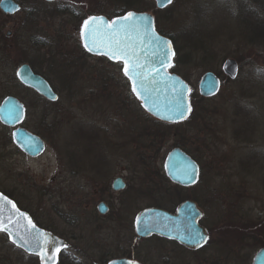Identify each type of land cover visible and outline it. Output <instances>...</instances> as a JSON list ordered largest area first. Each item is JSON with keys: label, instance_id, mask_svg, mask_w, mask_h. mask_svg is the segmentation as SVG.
I'll use <instances>...</instances> for the list:
<instances>
[{"label": "rangeland", "instance_id": "obj_1", "mask_svg": "<svg viewBox=\"0 0 264 264\" xmlns=\"http://www.w3.org/2000/svg\"><path fill=\"white\" fill-rule=\"evenodd\" d=\"M61 1L79 8L81 20L90 13L109 19L130 10L152 13L158 30L176 41L172 71L189 84L192 102L184 121L165 123L174 126L155 124L164 122L142 108L122 72V64L84 52L79 28L74 31L57 17L49 18L47 61L45 45L33 43L27 35L17 43L4 44L2 48L0 45V102L7 95L20 98L27 107L21 125L45 142L44 152L30 157L13 142V127L0 122V191L21 209L38 211L42 224H51L59 233L69 236L72 246L67 254L89 264L76 249H84L95 258V244H110L113 239L110 228L96 233L94 226L82 219L83 203L88 199H82L87 194L79 188L81 174L88 179H100L101 175L102 179L111 180L115 174H121L126 151L133 152L136 171L145 170L134 154L143 144L148 146L149 136H167L156 158L158 167L162 168L168 151L182 143L201 168L199 182L193 189L166 193L169 195L163 197L165 207L179 195L190 194L199 198L202 208L206 207L208 187L222 181L227 160L242 158L248 148L260 149L264 173V43L253 36L261 0H172L163 9H158L154 0ZM14 17L5 18L4 32L15 21ZM58 27L59 37L55 32ZM33 57L38 72L58 94L56 102L36 98L18 85L16 68ZM228 57L239 64L235 79L223 73L222 64ZM206 71L214 72L222 80L218 93L211 98L198 92L199 79ZM88 165L107 167L96 173ZM80 166L83 172L78 171ZM160 190L154 192L155 198L160 197ZM114 201L117 203V199ZM144 205L139 200L137 206ZM156 244L150 242L149 247ZM256 250L240 252L241 257L230 264H252ZM154 255L151 249V258ZM35 260L0 233V264H32Z\"/></svg>", "mask_w": 264, "mask_h": 264}, {"label": "flooded vegetation", "instance_id": "obj_2", "mask_svg": "<svg viewBox=\"0 0 264 264\" xmlns=\"http://www.w3.org/2000/svg\"><path fill=\"white\" fill-rule=\"evenodd\" d=\"M13 1L18 6L14 13L4 12L0 8L1 48L4 44L6 46L9 43H17L22 36L27 35L33 43L45 45V61L49 60V18H60L62 23L68 24L74 31L79 28L80 33L81 26L87 17L100 15L90 13L87 16H83L81 20V10L67 3V1L62 2L61 0ZM12 17H14L15 21L8 24L10 28L4 32V27H6L5 18ZM76 23H80L78 27H75ZM59 30H61L60 27L55 31L57 37H59V33L61 34ZM82 49L84 50L83 46ZM40 58L43 57L40 56ZM33 59L34 57L32 60L27 59L19 66L27 64L33 73L39 74L47 80L43 74L38 72L40 70L37 69ZM16 79L20 87L32 92L36 98L41 96L48 100L33 88L22 84L17 75ZM47 81L49 82V80ZM16 98L24 106L25 119L27 107L20 98ZM22 123L18 126L23 127ZM24 141L27 145L31 143L28 138ZM18 149L30 157L37 156L30 152H25L19 147ZM259 150L257 148H248L246 149L248 153L244 154L242 158L238 160L229 158L227 160L222 174V181L217 184L212 182L208 187L207 205L203 208L197 201L199 198L195 194H190L186 197L179 195L167 207L152 204L149 179L143 172L137 171L138 173L135 174L138 167H135V164L132 163V151H126L125 157L122 158L125 162L120 168L121 174H115L111 180L108 178L102 179L101 175L100 179H88L85 178L84 174H81V179L78 182L81 187H79L80 185L78 187L81 189L80 191L83 189V193L87 194V196L82 195V199H88L83 203L82 219L88 225H93L96 233L110 228L113 239L110 244H95V258L84 249L76 250L82 258L88 260L89 264H109L115 260L124 259L138 264H230L234 259L237 260L238 257H241L240 252L257 249L252 257L253 264V259L257 252L264 250V173L261 172L263 166L260 158L261 151ZM113 151L114 149L112 148L111 156ZM116 151L117 149H115ZM141 153H143L142 148H138L134 155ZM88 166V168L94 169L96 173H102V170L107 167V165L100 167L95 165ZM142 166V169L146 170L148 165L145 163ZM81 168L82 166L79 167L78 171L83 172ZM74 175L79 176L80 174L74 173ZM199 175H201V169ZM117 178L121 179L122 187L115 189L113 185ZM168 181L172 186L177 187L179 191L187 188L193 189L199 182L198 180L194 185L182 186L171 182L169 179ZM85 186L86 189L84 188ZM117 194L120 195L115 198L114 196ZM114 199H117V203ZM139 200L144 201L145 205L142 207L137 206ZM187 200L193 201L201 211V216L197 221L204 229L207 241L200 246L186 245L177 239H169L158 234L141 236L136 232L135 219L142 210L150 207H161L170 212H175ZM100 204H103L104 212L99 210ZM29 213L39 226L49 228V231L67 242V248L60 252L57 264H84L82 259L66 253L68 247L72 246L69 243V236L59 233L51 224L44 225L41 222L40 224L38 211L33 213L29 210ZM205 213H207L206 222L204 219ZM150 242H156L157 244L149 247L151 246ZM151 249L155 252L152 258L150 256ZM35 259L32 264H40L38 258L35 257Z\"/></svg>", "mask_w": 264, "mask_h": 264}, {"label": "water", "instance_id": "obj_3", "mask_svg": "<svg viewBox=\"0 0 264 264\" xmlns=\"http://www.w3.org/2000/svg\"><path fill=\"white\" fill-rule=\"evenodd\" d=\"M154 1L156 3L157 8L160 9L165 8L166 6L169 5V4H162L161 0H154ZM0 8L4 12L14 13L17 10L18 6L14 3L13 0H0ZM128 12H133L138 16H147L152 22V29L156 32L158 36L162 38V40L169 42L171 44V52L174 53V55H170V58L168 59V61L165 63L164 66H160L156 62V58L152 55V52L155 50V46L148 49L145 63L147 64L148 67L160 68V71L156 74L157 80L159 82L156 85L152 86L154 88V91L152 92V97L155 100V105H153L151 101L149 102L148 105H145L144 101L141 98H138L134 93L133 94L141 102V106L143 107V109L157 120L167 123L181 122L188 117L190 112L185 113L186 118L184 119L176 118L173 115L172 111H170L172 105L169 104V98L172 96L171 87L173 84H175V87L177 88H181L182 86L183 103L186 106L190 107V101H189L190 91H188L190 90V86L178 74L174 72H170V69L174 63L175 50L171 39L167 36L160 34L156 30L154 23V16L146 11L136 12L132 10L127 11L122 15H118L112 18L111 20H109L104 15H92V16L103 17L106 22L110 23L112 20L118 19L126 15ZM88 18H86L85 20H87ZM83 25L84 22L81 26L80 34ZM81 41L83 48L86 52L96 56H104V55H98L95 52H89L84 47V41L82 37H81ZM104 57L110 60L107 56ZM110 61L119 62L113 60ZM222 69L224 74L228 76L230 79L236 78L238 74V64L236 60L233 58H226L222 64ZM122 72H123V63H122ZM165 74L167 76V79H165ZM16 75L21 83H23L25 86L33 88L48 100L56 101L58 99L57 93L52 89L48 81L45 78H43L41 75L33 73V71L30 69V67L27 64H22L21 66H19L18 70L16 71ZM128 81L132 89V83L130 80ZM213 82H216L215 88H213L212 86ZM220 87H221V80L212 71L204 72L198 82V92L203 97H212L216 95ZM53 97H55V99H53ZM24 116H25L24 106L22 102H20L16 97L9 95L2 100L0 104V122L2 124L7 126H16L23 121ZM166 117H172V118L168 119ZM12 137H13V141L25 152L28 153L30 152L34 155H39L44 151L45 145L43 140L38 135L31 133L25 128L17 127L15 130H13ZM26 138H28V140L30 139L32 144L30 143L27 145L24 141ZM163 167L170 181L182 186H190L195 184L199 177V166L197 162L188 153H186L184 150H182L179 147H173L168 151L164 159ZM185 170H187V174L185 173ZM120 181H121L120 178H117L114 181L113 187L115 189L122 187ZM0 195L7 197L2 192H0ZM7 198L10 199L9 197ZM10 200L16 205V208L19 210V212L24 213L25 216L32 221V224L35 225V229H31L32 236L36 237V240L33 241L34 244H38V245L42 244L43 237L40 236V233L47 234L49 238V243L47 245L48 255L53 254V249L51 245L52 238H54L57 241H62L63 244H67V242L63 238L55 235L49 230H46L36 225L27 211L21 210L17 206L15 201H13L12 199ZM0 203H3V201H0ZM10 209H11V205H7L5 208V216L8 215ZM99 210L101 212L105 211L103 204L99 205ZM200 216H201V211L199 210V208L196 206V204L193 201H189V200L183 202L176 209L175 212H170L161 207H150L142 210L137 215L135 219V229L136 232L141 236L158 234L169 239H177L186 245L200 246L201 244L204 243L203 241L201 242V244L196 245L193 241H191L188 238L189 230H199L202 234L206 235L204 229L199 225L197 221ZM138 218H139V223H137ZM9 226L12 227L13 229L12 236L10 237L7 233L3 232L8 236L9 241L12 242L13 240H16L17 243L12 242L16 247L23 249L28 254H34L38 256L39 263L42 264L41 255H43L44 253L41 252L37 254L36 250L30 251L29 250L30 246L24 245L23 241H20L19 236L15 234L17 231H19L21 234H25V230L30 228V225H28V220L21 217L19 218L17 224L9 225ZM63 249L64 248L61 247L59 253L57 254V261L59 254ZM109 264H138V263L124 259V260H115L113 262H110ZM253 264H264L263 249L257 252V254L255 255L253 259Z\"/></svg>", "mask_w": 264, "mask_h": 264}, {"label": "snow or ice", "instance_id": "obj_4", "mask_svg": "<svg viewBox=\"0 0 264 264\" xmlns=\"http://www.w3.org/2000/svg\"><path fill=\"white\" fill-rule=\"evenodd\" d=\"M161 3L171 4L172 0H161ZM81 37L85 49L89 52H95L98 55L107 56L110 60L122 62L123 73L131 81L133 93L141 98L145 105H148L150 101L155 105V100L152 97L154 91L152 86L159 82L156 74L160 68H151L145 63L148 49L155 46L152 55L160 66H164L170 55H174V53L171 52V44L162 40L152 29V22L147 16H138L133 12H128L110 23L106 22L103 17L92 16L84 21ZM165 79H167L166 74ZM212 86L215 88L216 82H213ZM171 91L172 96L169 98V104L172 105V108L170 111L176 118H186L185 113L190 112L191 108L183 103L182 86L177 88L173 84ZM166 118L171 119L172 117ZM185 173L187 174V170ZM0 201H3L0 203V231L11 237L13 229L9 225L17 224L21 217L28 220L30 228L25 230V234H21L19 231L15 234L19 236L24 245L30 246V251L36 250L37 254L44 253L41 255L42 264H57V254L61 247L67 248V245L52 238L53 254L48 255L49 238L47 234L40 233V236L43 237L42 244H34L33 241L36 240V237L32 236L31 229H35V225L32 224V221L24 213L19 212L16 205L7 197L0 195ZM7 205H11V209L5 216ZM137 223H139V218ZM188 238L196 245L201 244L202 241H207V236L199 230H189ZM12 242L17 243L16 240Z\"/></svg>", "mask_w": 264, "mask_h": 264}, {"label": "trees", "instance_id": "obj_5", "mask_svg": "<svg viewBox=\"0 0 264 264\" xmlns=\"http://www.w3.org/2000/svg\"><path fill=\"white\" fill-rule=\"evenodd\" d=\"M259 6H260V11H259L257 19H255L256 22H255V28L253 31V36L256 37L257 39H260L264 43V0H261ZM156 27H158L157 24H156ZM158 31L160 33H162L160 30H158ZM162 34H164V33H162ZM170 39L173 42L174 48L176 50L177 45H176L175 39H173L172 37H170ZM149 119H152V118L149 117ZM150 121L153 122L152 120H150ZM155 122H154L155 124L160 125V126L161 125L162 126L163 125L174 126V124L159 123L157 121H155ZM154 135L155 136H152V137L149 136L148 137V140H149L148 146L147 147L145 146L146 143L143 144L141 146L143 153H141L139 155H135V158L137 161L141 162L142 164L146 163L148 165L146 170H143L140 172L141 173L143 172L144 174H146V176L149 179V190H150L151 203L154 205H161L162 206V205H164V203H163L164 198L163 197L169 195L166 193H168L169 191H172V190H176L178 188L174 187L170 184V182L168 181V178L164 175L162 168H160L156 165L157 164L156 158L158 156H160V151H161L162 147L164 146L165 139L167 136L164 133L163 134L158 133V134H154ZM175 146L181 147L186 152H188L194 159H196L194 157V155L182 143H176ZM137 173L138 172L135 171V174H137ZM163 185H165V187H163ZM157 188L161 189L160 192L163 190V192L160 193L159 198H155L153 196V194L157 190ZM7 196L10 197L9 195H7ZM44 229H47V227H44ZM32 258H35V257L32 256Z\"/></svg>", "mask_w": 264, "mask_h": 264}]
</instances>
